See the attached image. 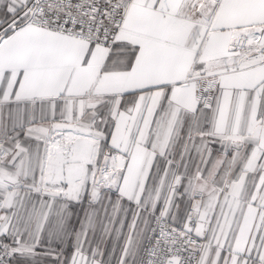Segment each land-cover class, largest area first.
Instances as JSON below:
<instances>
[{
  "label": "snow or ice",
  "instance_id": "6c2138e0",
  "mask_svg": "<svg viewBox=\"0 0 264 264\" xmlns=\"http://www.w3.org/2000/svg\"><path fill=\"white\" fill-rule=\"evenodd\" d=\"M0 264H264V0H0Z\"/></svg>",
  "mask_w": 264,
  "mask_h": 264
}]
</instances>
